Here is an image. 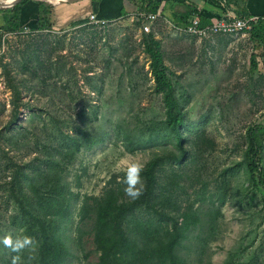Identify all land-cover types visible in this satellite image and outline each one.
Here are the masks:
<instances>
[{
  "label": "rangeland",
  "instance_id": "obj_1",
  "mask_svg": "<svg viewBox=\"0 0 264 264\" xmlns=\"http://www.w3.org/2000/svg\"><path fill=\"white\" fill-rule=\"evenodd\" d=\"M28 29L0 36V238L22 235L10 221L17 209L8 189L13 171L76 130L82 141L63 169L80 196L63 229L70 249L65 264H85L96 254L89 236L80 242L75 236L82 196L119 181L129 163L144 164L162 147L177 146L163 129H152L164 108L136 20ZM177 32L175 39L163 35L161 44L184 111L188 156L164 162L160 173L179 171L178 200L214 219L208 240L184 241L182 252L187 264H264V207L239 163L246 127L264 122V55L251 75L249 58L259 50L248 35ZM12 79L20 81L17 107ZM15 255L24 264L29 250L17 254L0 243V264H12Z\"/></svg>",
  "mask_w": 264,
  "mask_h": 264
},
{
  "label": "trees",
  "instance_id": "obj_2",
  "mask_svg": "<svg viewBox=\"0 0 264 264\" xmlns=\"http://www.w3.org/2000/svg\"><path fill=\"white\" fill-rule=\"evenodd\" d=\"M27 1L21 0L7 9L10 16L0 25V36L22 30L21 6ZM157 1H137V14L155 12ZM244 2L237 1L242 7L235 9L237 16L232 19L253 18L246 35L253 47L259 50V53H251L249 58L250 73L254 75L258 71L257 57L264 55V18L250 15ZM36 4V26L31 30L53 31V5L46 1ZM193 15L199 18L200 27L208 25V20L201 14L195 12L191 17ZM140 19L138 17L137 24ZM142 43L143 51L149 58L148 67L154 89L160 93L164 108L163 118L152 129L167 132L177 150L166 148V145L144 163L141 175L145 191L138 200L130 201L125 196V185L121 182L125 172L120 173L119 181H109L99 194L82 196L76 213L78 223L75 236L78 242L82 236H89L92 251L96 254V260L85 264H187L181 249L183 242L192 238L199 242L208 240L206 238L214 222L209 214L201 215L194 203L183 205L178 200L179 171L171 169L167 174L160 173L164 162L181 163L188 156L185 146L187 138L182 131L184 111L175 93L174 81L167 72L160 41L152 32H143ZM9 85L17 99L16 103L13 102L17 107L20 81L16 83L12 79ZM77 134L76 130L75 134L67 132L62 136L63 145L42 148L40 155L30 160L32 163L17 167L11 175L8 189L17 209L10 221L21 229L22 235L34 238L36 258L33 264H65L70 255L63 229L70 219L73 200L78 201L80 196L70 190L63 169L66 168L67 155L73 156L82 141V136ZM63 146L66 148L64 152L61 150ZM241 152L239 163L245 179L249 186L260 193L264 207V122L246 127ZM222 198L218 200L222 202ZM205 228L204 237L201 238Z\"/></svg>",
  "mask_w": 264,
  "mask_h": 264
},
{
  "label": "crops",
  "instance_id": "obj_3",
  "mask_svg": "<svg viewBox=\"0 0 264 264\" xmlns=\"http://www.w3.org/2000/svg\"><path fill=\"white\" fill-rule=\"evenodd\" d=\"M139 0H71L57 2L53 5V28H63L68 24L86 20L89 14H95L98 18L131 21L136 23L138 17H141L137 24L138 31L152 32L161 43L163 35L168 34L170 38L175 39L173 34L177 30H183L189 24L193 13L201 16L210 22L216 19H232L236 17L235 9H240L241 0H158L154 20H148L146 17L137 14L136 2ZM142 1V0H141ZM152 2L153 0H147ZM244 7L250 15L264 18V0H244ZM38 0H28L21 6L20 25L22 30L36 26V13ZM154 5V4H153ZM9 8H0V25L4 24L9 18ZM139 14H147L139 12ZM187 18L185 20V17ZM83 23V22H81ZM148 25L147 31L142 30L143 25ZM166 37V36H165ZM163 46L161 44V50ZM163 52V51H162ZM164 59V57H163Z\"/></svg>",
  "mask_w": 264,
  "mask_h": 264
},
{
  "label": "clouds",
  "instance_id": "obj_4",
  "mask_svg": "<svg viewBox=\"0 0 264 264\" xmlns=\"http://www.w3.org/2000/svg\"><path fill=\"white\" fill-rule=\"evenodd\" d=\"M145 165L139 161H133L128 164L124 177L121 182L125 185L124 193L130 201L138 200L145 191V183L142 178V172ZM0 243L4 247L10 249L13 253H22L26 249L29 250V255L24 264H32L35 256L32 254L35 250L36 242L33 237L28 235H17L13 237L11 234H6L0 238ZM12 264H22L21 256L15 255L12 257Z\"/></svg>",
  "mask_w": 264,
  "mask_h": 264
},
{
  "label": "built area",
  "instance_id": "obj_5",
  "mask_svg": "<svg viewBox=\"0 0 264 264\" xmlns=\"http://www.w3.org/2000/svg\"><path fill=\"white\" fill-rule=\"evenodd\" d=\"M143 17H146L149 21L154 20L156 15L153 13H147V14H139ZM253 18L248 19H216L209 25L200 27L199 26V18L196 15H193L191 17V20L187 27L184 28V30L187 33H190L195 36H207L209 34L213 33H222V34H229V35H246V30L250 27V21ZM85 23L93 24L94 26H106L109 24L114 23L113 20L110 19H104V18H98L95 14H89L87 20ZM149 29L148 25H143L142 30L147 31ZM20 31H30L29 29H24ZM19 31V32H20ZM17 33V32H15Z\"/></svg>",
  "mask_w": 264,
  "mask_h": 264
},
{
  "label": "water",
  "instance_id": "obj_6",
  "mask_svg": "<svg viewBox=\"0 0 264 264\" xmlns=\"http://www.w3.org/2000/svg\"><path fill=\"white\" fill-rule=\"evenodd\" d=\"M21 0H0V8H11ZM38 1H46L50 4H55L57 2H63V1H71V0H38Z\"/></svg>",
  "mask_w": 264,
  "mask_h": 264
}]
</instances>
